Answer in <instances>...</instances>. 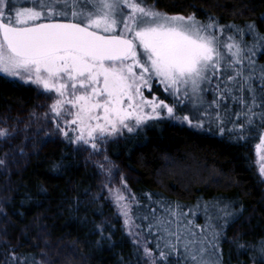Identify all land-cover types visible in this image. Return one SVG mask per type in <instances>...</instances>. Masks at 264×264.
Returning a JSON list of instances; mask_svg holds the SVG:
<instances>
[{
  "label": "snow or ice",
  "instance_id": "snow-or-ice-1",
  "mask_svg": "<svg viewBox=\"0 0 264 264\" xmlns=\"http://www.w3.org/2000/svg\"><path fill=\"white\" fill-rule=\"evenodd\" d=\"M258 54L264 55V33L255 21L244 28L211 17L202 22L162 13L146 0H0V74L54 93L49 112L59 131L94 151L106 138L167 118L254 141V163L264 177V64ZM154 80L171 104L145 97L142 89L151 91ZM8 135L0 129V139ZM98 167L111 176L110 165ZM109 184L108 198L145 264H221V239L230 223H239L230 203L198 204L205 219L200 226L179 204L141 206ZM145 235L154 238V248L148 247L152 239H135ZM235 244L250 264H264V238Z\"/></svg>",
  "mask_w": 264,
  "mask_h": 264
},
{
  "label": "trees",
  "instance_id": "trees-1",
  "mask_svg": "<svg viewBox=\"0 0 264 264\" xmlns=\"http://www.w3.org/2000/svg\"><path fill=\"white\" fill-rule=\"evenodd\" d=\"M146 3L220 25L244 28L255 21L264 33V0ZM258 60L264 64V55ZM51 101L35 86L0 74V129L9 132L0 139V264H24L25 258L29 264H145L108 198L109 180V187L134 195L141 206L181 205L200 226L205 219L198 204L230 203L239 223H230L221 239V264H250L235 241L264 238V181L254 141L162 119L106 138L94 151L67 141L49 112ZM98 164L110 165L111 176ZM144 239L154 248L153 237L136 240Z\"/></svg>",
  "mask_w": 264,
  "mask_h": 264
},
{
  "label": "rangeland",
  "instance_id": "rangeland-1",
  "mask_svg": "<svg viewBox=\"0 0 264 264\" xmlns=\"http://www.w3.org/2000/svg\"><path fill=\"white\" fill-rule=\"evenodd\" d=\"M10 78V77H9ZM13 79V78H12ZM15 80H18V79H15ZM20 82H24V81H21V80H19ZM29 84V83H28ZM32 85V84H31ZM33 86H35V85H33ZM35 88L37 89V90H39L40 92H43V93H46V92H44L42 89H39V88H37L36 86H35ZM142 91L144 92V95H145V97L147 98V99H153L154 97H157V98H160V99H164L165 100V102L166 103H169V104H171L172 103V99H171V97H169V96H167V93H165L164 91H163V89H162V86H159V84H158V82L157 81H153L152 82V90L151 91H148V89H142ZM48 95H50L51 97L52 96H54L55 94L54 93H47ZM209 98H211L210 97V94H209ZM53 101H51V103H52ZM51 103H50V105H51ZM185 114H187V113H185ZM162 115H165L164 113H162ZM53 118V117H52ZM54 119V118H53ZM165 119H167V118H165ZM55 120V119H54ZM150 122H152V121H149L148 123H150ZM147 123V124H148ZM146 125V124H145ZM144 126V125H143ZM143 126H141V127H143ZM140 127V128H141ZM138 129V128H137ZM212 130L213 131H215V132H218L217 130H216V128H215V126H213L212 127ZM124 133H130V132H128L127 130H124L123 131V133L122 134H124ZM70 135L72 134L71 132L69 133ZM119 135V134H118ZM118 135H116V136H118ZM255 159H256V157H255ZM257 168V167H256ZM258 171V170H257ZM259 174V173H258ZM260 176V175H259ZM261 177V176H260ZM261 179L264 181V177H261ZM190 219H192L193 221H194V216H192V217H190V216H188ZM147 223V222H146ZM136 230H134V232H135ZM136 239H139V236H136L135 237Z\"/></svg>",
  "mask_w": 264,
  "mask_h": 264
}]
</instances>
